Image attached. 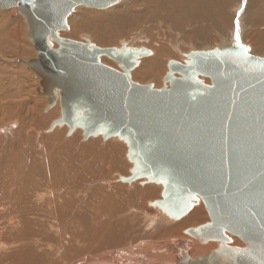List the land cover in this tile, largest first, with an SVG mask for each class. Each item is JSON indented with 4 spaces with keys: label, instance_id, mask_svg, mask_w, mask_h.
<instances>
[{
    "label": "water",
    "instance_id": "water-1",
    "mask_svg": "<svg viewBox=\"0 0 264 264\" xmlns=\"http://www.w3.org/2000/svg\"><path fill=\"white\" fill-rule=\"evenodd\" d=\"M118 2L0 0V10L14 8L24 19L36 56L19 63L40 78L36 93L46 98L45 111L59 104L48 130L66 126L68 135L82 130L85 140L124 141L134 166L120 181L161 184L162 200L154 205L172 216L202 201L210 222L185 234L218 247L181 264H264V58L241 42L191 51L184 63L169 61L160 89L137 84L130 73L148 50L58 36L77 7L104 10ZM226 233L244 247L230 246Z\"/></svg>",
    "mask_w": 264,
    "mask_h": 264
},
{
    "label": "bare ground",
    "instance_id": "bare-ground-1",
    "mask_svg": "<svg viewBox=\"0 0 264 264\" xmlns=\"http://www.w3.org/2000/svg\"><path fill=\"white\" fill-rule=\"evenodd\" d=\"M213 1L219 3L214 5L216 11H226L230 5L227 0ZM199 2L126 0V5L115 4L106 12L77 7L93 18L83 17L77 22L78 17L71 15L67 22L72 24L71 35L86 32L102 45H130L144 38L151 44L152 56L139 60L138 68L130 73L131 80L135 83L152 82L154 87L160 89L169 61L180 62V54L203 51L198 47L205 40L200 37L203 35L198 25L200 19L207 22L211 30L216 29V21L211 23L214 12H208L207 7ZM246 4V11L255 10V18L264 14V0H248ZM14 11L0 13V121L4 117H19L22 121L21 115L25 114L27 105L26 100L21 99L25 92L21 85L23 75L2 61L13 57L11 63L15 61L20 64L21 59L31 55L24 42L22 20ZM246 20L248 22V18ZM184 22L189 26H183ZM257 28L258 25H254L250 30ZM186 29L192 32H186ZM245 30H248L247 25L243 24V33ZM127 31H134L132 43L121 36ZM156 33L160 35L159 38L165 37L169 48L158 43L161 41H155ZM193 34L199 37L184 39ZM216 37L220 38V35ZM241 38L242 44L253 48V51L250 49L251 53L264 55L261 44L259 47L252 46L244 41L243 35ZM228 45L231 44L224 43L222 48L212 46L206 50L224 49ZM188 46L191 50L187 49L189 51L186 52L184 49ZM100 61L118 70L117 66L108 65L104 57ZM198 79L206 85L210 84L208 79ZM54 107L49 117L60 114L59 106L56 104ZM19 121L15 119V124L6 126L2 130L4 137L0 139V264H181L186 256L189 257L190 242L185 240L186 235L182 234V230L190 223L204 221L203 214L207 212L199 199L192 206L193 213L187 212L190 214L186 213L184 218L172 216L162 207L154 205L162 200L161 184L146 179H137L124 186L117 183H126L119 178L130 176L134 166L127 157L128 148L124 141L118 138L103 140L101 135H97L92 137L97 138L94 141L82 144L81 137L83 141L91 138L85 140L82 130L78 128L68 135V128L63 126L50 136L32 127L31 131L40 136H31L35 144L39 139L40 150L37 148L34 151L33 143L25 145L27 147L23 145L20 131L15 132V142L8 138V130L11 133L12 129L13 135L17 123L21 124L18 128H22L24 122ZM33 122L38 128L44 124L40 119ZM100 140L110 141L102 144ZM113 173L115 179L112 184L105 183L104 180L111 179ZM138 224H143L152 232L146 229L147 234H137ZM160 225H163L161 234L155 230ZM226 235L231 240L230 246L244 247L243 243L234 241L233 236ZM174 236L179 239L165 240ZM216 244L208 242L191 250L199 254L213 249Z\"/></svg>",
    "mask_w": 264,
    "mask_h": 264
},
{
    "label": "rangeland",
    "instance_id": "rangeland-1",
    "mask_svg": "<svg viewBox=\"0 0 264 264\" xmlns=\"http://www.w3.org/2000/svg\"><path fill=\"white\" fill-rule=\"evenodd\" d=\"M194 1V0H193ZM198 1H200L199 3H203V5L202 6H206L207 7V11L208 12H214V14L212 13V16H214V19H211V23H213V22H215L216 21V29L214 28V30H211V28H209V26H208V23L206 22H203V20L202 19H200V23L198 24V25H200L199 27H201V29H202V31H203V35L201 34V38L202 39H205L204 40V43H200V45H198V47L200 48V49H203V51H207L206 49H209V48H212V46H214V47H218V48H222L223 47V44L225 43V45L226 44H234V43H236V42H243V39L241 38V36L243 35V38H244V41L246 40V42H250L251 43V45L252 46H255L256 45V47H257V45H258V47H259V45L261 44L262 45V47L260 46V48H264V29H262L263 28V26H264V14L262 15V16H257V18H255V16H254V12H255V10H254V12H253V10H250V11H246V2L248 1V0H227L228 1V3L230 4H227V9H226V11L225 10H215V9H213L214 8V5H216V4H219V3H214V1L212 0V2H210V1H208V0H198ZM117 4H125L126 5V0H119V2L117 3ZM130 5V4H129ZM198 5H200V4H198ZM210 6H211V8L212 9H210ZM112 7V6H111ZM115 7V6H114ZM188 8H189V6H188ZM229 8V9H228ZM109 9H110V7L109 8H107V9H104V10H100L101 12H106V11H109ZM13 10H15L14 12L20 17V19L22 20L20 23H21V25H22V33H24L23 35H24V38H25V44H27L28 45V48L30 49V53H31V55L29 56V57H25V58H23V59H21L22 61L23 60H25V61H27V60H30V59H33V58H35V56H36V53H35V50L33 49V47H32V45L30 44V42H29V40H28V37H27V27H26V25H25V22H24V19L16 12V9H14V8H12V9H8V10H0V13H5V12H11V11H13ZM111 10V9H110ZM212 10V11H211ZM252 11V14H250V12ZM222 12H225V14H221ZM256 13V12H255ZM86 13L85 12H83V11H80L79 9H75L70 15H69V17L71 16V15H74V17H80L79 19L78 18H76V20H77V22H79L78 20H81L83 17H87V18H89L88 16H86L85 15ZM226 14H228V15H226ZM251 15V16H250ZM249 16V17H248ZM254 16V18H252ZM68 17V18H69ZM73 17V16H72ZM216 17V18H215ZM219 17V18H218ZM90 18H93L92 16L90 17ZM248 18V22H247V19ZM71 19V18H70ZM229 19V20H228ZM232 19V20H231ZM253 19V20H252ZM246 22V23H244V21ZM251 20H252V22H251ZM255 20V21H254ZM262 20V21H261ZM68 21V20H67ZM66 21V25L68 26V30L67 31H61V32H59L58 33V36L60 37V38H63V39H68V40H72V41H76V42H84V40H86V41H89V43L90 44H92V45H95L96 47H98V48H120V44H118V46H117V43H115V44H107V45H102V44H99V43H96L91 37H89L88 36V33H86V32H81L80 34L78 33V34H76L75 36H73V35H71L70 34V30H71V27H72V24L71 23H69V22H67ZM221 23H220V22ZM223 21V22H222ZM75 22V21H74ZM77 22H75V23H77ZM231 22V23H230ZM259 24H258V23ZM254 23V24H253ZM263 23V24H262ZM71 24V25H70ZM192 24H194V29H195V23L194 22H192ZM247 25V29L248 30H245L244 31V33H243V31H242V25ZM248 24L250 25V26H248ZM253 24V25H252ZM182 25L183 26H189V23H186V22H184V23H182ZM254 25H258V30L260 31H258L257 29H254V30H250ZM197 26V25H196ZM218 26H220L221 28H217ZM250 27V28H249ZM260 27V28H259ZM241 28V29H240ZM218 30V31H217ZM225 32H223V31ZM214 31H216L217 32V34L214 32ZM128 33H126V34H124V35H121V36H125L126 38H128L126 41L127 42H131L132 43V38H133V34H134V31H127ZM186 32H192V30L190 31V30H188V29H186ZM208 32V33H207ZM220 32V33H219ZM83 33V34H82ZM169 33V32H168ZM26 34V35H25ZM132 34V36H130ZM224 34V35H223ZM237 34H238V37H239V40L237 41V39H236V37H237ZM254 34V35H253ZM215 35V36H214ZM220 35V38H218V37H216V36H219ZM263 35V36H262ZM156 36H157V39H156ZM156 36H154L155 37V41L156 42H158V41H161V42H158V43H161L162 45H164V46H167L168 47V44H167V42H166V39H165V37L163 38H159V34L157 35V33H156ZM223 38H222V37ZM246 38H245V37ZM190 37H191V39H190ZM187 36L186 38H184V39H188V40H192L193 38L194 39H196V38H198L195 34H193L192 36ZM130 40V41H129ZM139 41H141V42H139ZM149 41V40H148ZM162 41H163V43H162ZM206 41V42H205ZM210 41V42H209ZM263 41V42H262ZM119 42V41H118ZM143 42V43H142ZM192 42V41H191ZM241 42V43H242ZM136 43V44H135ZM146 41L144 40V38H142L141 40H135L134 41V43H132V44H130V45H125L126 47H128V48H132V49H136V50H140V49H147L149 52H150V54H149V56H147V57H151L152 56V47L150 46L151 44L149 43H147V45H146ZM221 43H222V45H221ZM135 44V45H134ZM142 44V45H141ZM247 44V43H246ZM26 45V46H27ZM144 45V46H143ZM146 45V46H145ZM131 46H134V47H131ZM52 47L53 48H57V45L55 44V43H52ZM202 47V48H201ZM250 47V46H249ZM169 48V47H168ZM187 49H189V50H191V48H190V46H188V48H186V49H184L186 52H188L189 50H187ZM252 51H253V48L251 47L250 48ZM249 49V50H250ZM185 51H183V52H185ZM186 54H188V53H184V54H180V55H178L176 52H175V55H178V60H180V62L181 63H184V61L186 60V58H184V55H186ZM256 53H251L250 52V55H253V56H258V57H262V58H264V55H262V54H256ZM146 57V58H147ZM141 58H144V57H139L138 58V60H137V66L134 68V69H136V68H138V66H139V60L141 59ZM13 59V57L12 58H10V59H6V58H4V60H2L3 61V63L6 61V63L7 64H10L12 67H14L15 69H18L19 70V73H21L23 76V81L21 82V85H23L24 86V88H25V92L22 94V96H21V99H24V100H26V110L24 111V113L25 114H23V116L21 115V118H22V121H21V119L19 118V117H9V118H7V117H4V119L3 120H1L0 121V139H1V137H4V133L2 132V130L3 129H5L6 128V126L7 127H10L9 125H10V123H14L15 122V119H17V120H20L21 122H24L23 123V125H24V127H23V125L21 126L22 128L20 129V128H18V127H20V125L21 124H19V123H17L16 125L18 126H16L17 127V129H15L14 131H13V135L11 134L12 133V129H11V133H9V131L10 130H8V138H10V139H12L14 142L16 141V139L14 138L16 135V133H18L19 131L20 132H22V136L20 137L21 138V140L23 141L22 143H24L23 145L25 146V145H29V143H30V145L33 143V146H35L34 147V151H35V149H37L38 148V150H40V146L38 145V141L37 140H39V139H37L36 140V144H35V141L34 140H32V137L31 136H34V135H36V136H38V137H40L39 135H37V132L35 133V132H32L31 131V128L33 127V128H35V130L36 131H41L42 130V132H44V134L46 135V134H48V135H52V132L54 131V130H57V129H61V127H55L54 129H52L51 131H49L48 129H49V127H50V124L54 121V120H56V119H58L59 117H60V114L59 115H55V116H52V117H49L50 116V114L52 113V111H54V109H55V107H53L52 109H50V110H47V111H45V108L47 107V100H46V98L45 97H42V96H40V95H38L37 93H36V91H37V89L40 87V78L37 76V75H35L33 72H31V71H29L25 66H23V65H21V64H16L15 63V61H13L14 63H11V60ZM15 59V58H14ZM7 60H9V61H7ZM104 60L105 61H107L108 62V65H110V66H112V65H114V66H117V64L114 62V61H112V60H110V59H108V58H106V57H104ZM1 61V60H0ZM105 61H103L105 64H107V62H105ZM16 62H17V60H16ZM101 62V61H100ZM179 62V61H178ZM109 63H111V64H109ZM114 69V68H113ZM133 69V70H134ZM132 70V71H133ZM131 71V72H132ZM167 72H168V68H167ZM9 73V72H8ZM11 73V72H10ZM165 77V75L163 76V78ZM130 78H131V74H130ZM137 84H140V85H148V84H150V85H152L153 86V88L154 89H159V88H156V87H154V85H153V83L152 82H136ZM164 84L163 83H161V86H159L160 88L163 86ZM210 85V84H209ZM5 91V90H4ZM57 105L59 106V104H58V102H57ZM60 109V108H59ZM31 113H32V115L34 114V116L33 117H31ZM49 117V118H48ZM3 118V117H2ZM6 118V119H5ZM19 118V119H18ZM39 120H42L43 122L42 123H44L43 125H42V127H40V128H38L37 127V125H36V123L35 122H33V121H35V120H37V119ZM33 120V121H32ZM19 121V122H20ZM15 124V123H14ZM28 125V126H27ZM31 125H33V126H31ZM63 127V126H62ZM22 129H23V131H22ZM28 129V130H27ZM17 131V132H16ZM57 131H60V130H57ZM16 132V133H15ZM74 135V134H73ZM73 135H71L70 137H68V138H71ZM67 137V136H66ZM23 138V139H22ZM95 139H97V138H94V139H92L91 138V140H87V141H83L82 140V137H81V143L82 144H87L88 142H90V141H94ZM101 139V138H100ZM110 140H108V141H103V140H100V142L102 143V144H105V143H108ZM61 142V141H60ZM84 142V143H83ZM53 143V142H52ZM51 143V144H52ZM27 146H25V147H27ZM51 146V145H50ZM50 148V147H49ZM53 149V148H52ZM37 150V151H38ZM51 150V149H50ZM54 150V149H53ZM118 173V172H117ZM113 175H115V173H113L112 174V178L111 179H106V180H104V182L106 183L107 182V184H112V182H113V179H115V176L113 177ZM124 175H126V174H124ZM117 183L118 184H121L120 186H124V185H127V183H121V182H118L117 181ZM105 186V185H104ZM141 186V185H140ZM143 186V185H142ZM200 200V199H199ZM200 204H201V206L204 208L203 210H206L205 209V207H204V204L202 203V201L200 200ZM143 205H144V203H143ZM148 209V208H147ZM193 210H194V207L192 208V209H190L188 212H191V213H193ZM207 212V211H206ZM188 214H190V213H187V215ZM186 215V216H187ZM186 216H183V218L184 217H186ZM203 217H204V221L203 222H201V223H190L189 225H187L183 230H182V234L183 235H186L185 234V231L186 230H188V229H191V228H197V227H199V226H201V225H204V224H206V223H209L210 222V219H209V216H208V213L207 214H203ZM182 218V219H183ZM139 227V228H138ZM142 227V229L140 230V228ZM163 228V225H160V226H157V228L155 229L156 231H158L159 230V233H160V230ZM147 229V230H146ZM152 232V230L150 229H148L147 227L145 228L144 226H143V224L142 225H136V233L137 234H147V232ZM144 232V233H143ZM141 234V235H142ZM161 234V233H160ZM139 236V235H138ZM153 236H154V234H153ZM186 237V239L185 240H188L189 242H190V245H189V253H188V255H189V257H190V259H192V260H195V259H197V258H200V257H203V256H206V255H208L211 251H213V250H215V249H217V247H218V244H216V246L213 248V249H211V250H208V251H206V252H203V253H199V254H194V253H192V250L191 249H193L195 246H198V245H205L206 243H208V242H206V243H204V244H201V243H199V242H197L196 240H192V238L190 239L189 238V236H185ZM150 238V237H149ZM235 239H234V241H237V242H240V243H242L238 238H236V237H234ZM174 239H179V238H177V236H174V237H170V238H168V239H165V240H174ZM150 240H155V239H153V238H151ZM182 239L180 238V241H181ZM153 242H156V241H153ZM159 242H161V240H159ZM213 243H217V242H213ZM231 244V243H230ZM188 247V246H187ZM236 247V246H235Z\"/></svg>",
    "mask_w": 264,
    "mask_h": 264
},
{
    "label": "snow or ice",
    "instance_id": "snow-or-ice-1",
    "mask_svg": "<svg viewBox=\"0 0 264 264\" xmlns=\"http://www.w3.org/2000/svg\"><path fill=\"white\" fill-rule=\"evenodd\" d=\"M237 41L239 40V37H238V34H237V37H236Z\"/></svg>",
    "mask_w": 264,
    "mask_h": 264
}]
</instances>
